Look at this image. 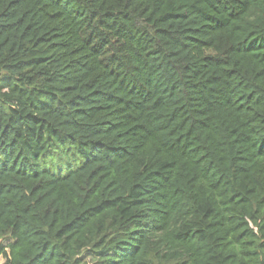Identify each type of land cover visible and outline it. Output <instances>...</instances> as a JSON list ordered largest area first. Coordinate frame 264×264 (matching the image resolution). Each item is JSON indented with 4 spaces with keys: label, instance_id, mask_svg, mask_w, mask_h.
<instances>
[{
    "label": "trees",
    "instance_id": "16d2710c",
    "mask_svg": "<svg viewBox=\"0 0 264 264\" xmlns=\"http://www.w3.org/2000/svg\"><path fill=\"white\" fill-rule=\"evenodd\" d=\"M5 264H264V0H0Z\"/></svg>",
    "mask_w": 264,
    "mask_h": 264
},
{
    "label": "rangeland",
    "instance_id": "374dc122",
    "mask_svg": "<svg viewBox=\"0 0 264 264\" xmlns=\"http://www.w3.org/2000/svg\"><path fill=\"white\" fill-rule=\"evenodd\" d=\"M6 259L4 256H0V264H5L6 263Z\"/></svg>",
    "mask_w": 264,
    "mask_h": 264
}]
</instances>
